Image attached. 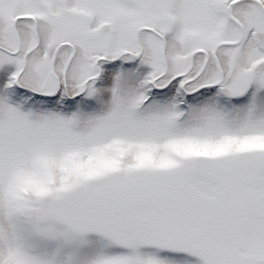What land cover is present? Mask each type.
Returning <instances> with one entry per match:
<instances>
[{
	"label": "snow or ice",
	"instance_id": "6c2138e0",
	"mask_svg": "<svg viewBox=\"0 0 264 264\" xmlns=\"http://www.w3.org/2000/svg\"><path fill=\"white\" fill-rule=\"evenodd\" d=\"M0 264H264V0H0Z\"/></svg>",
	"mask_w": 264,
	"mask_h": 264
}]
</instances>
